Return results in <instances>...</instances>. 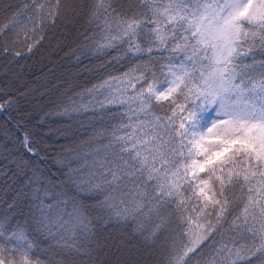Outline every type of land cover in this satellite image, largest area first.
<instances>
[{"label":"snow or ice","instance_id":"obj_1","mask_svg":"<svg viewBox=\"0 0 264 264\" xmlns=\"http://www.w3.org/2000/svg\"><path fill=\"white\" fill-rule=\"evenodd\" d=\"M28 7L34 13L28 15L31 36L25 34L34 41L28 44L31 52L68 8L62 0H32ZM141 8L90 0L95 27L86 39L92 54L106 56L126 43L125 55L137 63L62 104L63 115L95 119L107 113L116 122L110 132L99 131L108 142L88 173L69 167L57 182L39 168L32 170L28 184L41 227L76 234L74 240L78 236L82 242L73 249L91 260L97 249L83 241L93 239L97 221L73 194L87 191L103 197L98 206L109 220L155 216L158 222L150 228L141 221L135 230L145 246L167 233L163 264H237L243 257L264 264V60L257 63L253 52L259 40L264 54V0H141ZM16 23L14 18L0 33ZM169 45L174 55L159 65L158 76L154 51ZM145 55L147 63H140ZM249 56L252 62L245 63L242 58ZM110 106L123 112L112 115ZM21 146L40 156L27 132ZM20 159L22 168L31 163L23 155ZM209 240L212 254L205 256ZM116 252V264H137L131 255ZM251 258L247 264H253ZM0 264L63 261L38 256L26 225L13 226L4 216Z\"/></svg>","mask_w":264,"mask_h":264},{"label":"trees","instance_id":"obj_2","mask_svg":"<svg viewBox=\"0 0 264 264\" xmlns=\"http://www.w3.org/2000/svg\"><path fill=\"white\" fill-rule=\"evenodd\" d=\"M31 3L32 0H11L0 13V27L14 18L20 21L0 33V105H3L0 109V195H4L0 198V218L7 216L13 226L17 222L26 225L31 238L36 241L37 255L45 260L63 261V264H116L119 255L116 249H119L124 258L131 255L137 264H163L168 246L167 233L154 244L145 246L143 238L135 230L141 221L150 228L152 223L158 222L155 216L151 220L143 216L135 221L131 216L127 219L113 216L109 220L107 212L98 206V201L103 197L94 198L87 191L73 194L82 198L93 220L97 221L93 239L83 241L97 249L92 252L91 260L73 249V243L82 242L78 236L74 240L76 234L58 232L55 228L51 232L42 229L41 213L35 208L28 184L32 170L39 168L57 182L65 176L69 167L88 173L93 164L90 161L92 156L104 153L103 145L108 142L106 136L98 137L99 131L110 132V125L116 122L107 113L103 118L97 116L95 119L63 115L62 104L69 102L68 97H77L102 80L121 76L135 68L137 61L131 58L130 53L126 56L122 46L109 50L106 56L92 54L86 39L93 35L95 27L90 23V0H62L68 10L54 25H48L43 31V39L28 52V44L34 43L25 36L26 33L31 36L32 24L28 21V15L34 13L31 7L26 8V4ZM117 4L133 11L143 10L141 0H117ZM67 21L72 22L67 39L45 62L42 54L58 40ZM40 36L41 32H37L36 38ZM139 42L146 47L144 37ZM256 44L254 55L257 60H264L259 40ZM18 52L19 56L16 55ZM173 55L171 45L167 50L154 51L158 76L159 65L166 64ZM147 60L145 55L140 63H147ZM110 107L112 115L119 116L123 112L118 106ZM155 111L162 115L164 110L157 108ZM25 132L30 134L38 147L39 157L26 153L21 146ZM97 148H100L99 153ZM22 155L31 161L23 168L20 166ZM239 211L236 209L232 212L222 231L229 228L232 218ZM212 220L214 222L215 217ZM215 239L219 241V233ZM206 243L209 247L204 249V255L208 256L212 254V241ZM251 259L253 264H258L255 258ZM247 260L237 261V264H247ZM192 264H197V261L193 260Z\"/></svg>","mask_w":264,"mask_h":264},{"label":"rangeland","instance_id":"obj_3","mask_svg":"<svg viewBox=\"0 0 264 264\" xmlns=\"http://www.w3.org/2000/svg\"><path fill=\"white\" fill-rule=\"evenodd\" d=\"M10 2H11V0H0V13H1L2 10L4 9V7H6V5H8V3H10ZM73 14H75V12H74ZM73 19H74V17H73ZM71 23H72V22H71ZM71 23L67 21V25H66L65 29L62 30V32L60 33V36L58 37V40H57L56 42H54V43L51 44L50 48L45 52V54H42V57L44 56V61H45V62L48 61V60L50 59V57H51V55L54 53L55 49H56V48H57V47H58V46H59L64 40L67 39V36H68L69 32H70L71 29H72V28H71V27H72ZM122 47H123V52H124V50L127 49L128 45L125 43L124 45H122ZM255 58H256V57H255ZM41 59H42V58H41ZM176 59H177V61L179 60V56H178V55H177ZM242 59L245 61V63H251V62H252V57H251V56H249V57H243ZM256 61H257V63L260 62V61L257 60V59H256ZM102 150L104 151L103 148H102ZM103 154H104V153H102V154H94V155L92 156L93 158L90 160V161H91V164H92V163L94 164V161H96V160H98L100 157H102ZM93 164L91 165V169H92V167H93ZM128 187H131V183L128 184ZM3 196H4V195H0V198H2ZM149 207H151V205H150ZM145 211H147V209H145ZM145 218H146V217H145ZM249 258H250V257H243V258H241V259H239V260H237V261H244V260H247V259H249ZM233 259H236V258L233 257Z\"/></svg>","mask_w":264,"mask_h":264}]
</instances>
